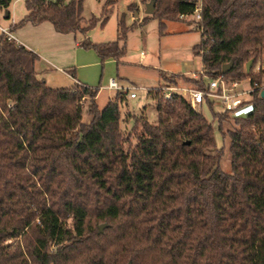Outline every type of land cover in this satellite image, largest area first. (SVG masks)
I'll return each mask as SVG.
<instances>
[{"label":"trees","instance_id":"1","mask_svg":"<svg viewBox=\"0 0 264 264\" xmlns=\"http://www.w3.org/2000/svg\"><path fill=\"white\" fill-rule=\"evenodd\" d=\"M11 1L0 0V11ZM197 1L156 0L148 17L158 19L162 33L168 20L193 14ZM116 2L106 0L102 20L92 16L83 25L84 0H25L28 13L9 29L50 21L58 32L83 34V46L102 61H119L133 25L121 22L118 38L108 42L87 36ZM201 2V39L193 51L205 74L215 76L232 61L227 79L262 83L264 69L256 66L264 56V0ZM38 57L0 34V264H264V97L258 90L246 116L217 111L206 96L218 130L233 121L227 172L212 120L187 96L157 90V120L136 119L132 145L121 129L127 92L117 91L100 108V87H51L37 76ZM185 79L207 89L203 75Z\"/></svg>","mask_w":264,"mask_h":264},{"label":"rangeland","instance_id":"2","mask_svg":"<svg viewBox=\"0 0 264 264\" xmlns=\"http://www.w3.org/2000/svg\"><path fill=\"white\" fill-rule=\"evenodd\" d=\"M105 1L84 0L82 11L83 25H86L92 16H96L102 20ZM131 1L133 0H117L103 27H101V22H97L89 31L90 39L93 42L116 39L118 35L117 8L119 9L126 2L129 3ZM14 5L22 6L24 5V0H15ZM109 7L107 6V8ZM194 16L179 20H168L162 33L159 30L158 19L150 17L144 27L132 28L127 32L125 39L126 54L121 58L120 63L101 64L100 69L103 70L104 76H102L100 83L94 85L95 87H100V92L97 96V103L100 108L105 106L109 99V94H111V89L106 86L111 78H117L120 81V85L130 88L129 91L137 92V96L134 98L127 95L126 100L121 104V129L124 136L129 138V142L132 145L137 143L136 131L133 128L135 120L139 118L147 119L151 122L157 120L156 99L153 97L157 90L161 92L162 89L160 88H163L162 91H165L168 86H195L192 82L185 79L193 76L184 73L187 70L194 71L199 69L200 66L203 68L201 57L195 55L193 51L194 44L198 43L201 39V33L197 28V20ZM76 35L78 39L83 38V34L80 32H76ZM141 51L146 52L145 58H142ZM117 64L119 65L118 70ZM161 71H163L164 77H160ZM55 72L53 73L54 80L48 85L52 87L71 85L70 80L67 79L68 77L63 72ZM180 74H182V77L178 76ZM172 76H174L173 78H175L176 83L171 80ZM38 77H42V74H39ZM204 80L208 82L206 77ZM249 84L250 79L247 78L243 81L242 86ZM262 85H264V76ZM149 90H152L151 94H149ZM113 93L116 94V90ZM243 97L245 102L236 110L231 111L232 115L246 116L251 111L252 103L249 102L250 95L246 94ZM82 102L84 107L83 120L89 122L91 116L86 111L89 99L83 98ZM202 111L208 119L212 120L215 126L217 147H225L221 159V167L224 171L229 172L231 171V160L228 149L229 135L227 130L233 126V121L225 120L223 122V129L218 130L217 120L213 118L210 108L204 105ZM138 129L141 130V124L138 125ZM126 145H128V142Z\"/></svg>","mask_w":264,"mask_h":264},{"label":"crops","instance_id":"3","mask_svg":"<svg viewBox=\"0 0 264 264\" xmlns=\"http://www.w3.org/2000/svg\"><path fill=\"white\" fill-rule=\"evenodd\" d=\"M14 1L15 0L11 1L7 9L0 11V34L4 28L9 29L28 13L25 0L24 5L22 6L14 5ZM149 1L150 0H133L129 3L126 2L121 8H117V38L119 36L121 22L125 26L133 25V28L144 27L147 24L150 17H148V13H146V4ZM103 24L101 23V27H103ZM11 32L18 42L26 45L38 54L39 57L35 62L36 73L37 76L42 74V77L38 78L44 79L47 85L54 80L53 73H56L55 71H60L70 80L71 85L69 86H73L76 82L94 86L100 83L102 76H104L103 70L100 69L101 64L105 65L112 62H121V59L118 61L114 58H108L105 61H102L95 50L84 48L82 41L85 36L78 39L76 32H58L50 21H43L39 24L28 22ZM87 36L90 37L89 33ZM102 41L108 42L112 40ZM123 43L124 41L120 40V44L122 45ZM141 56L142 58H145L146 52L141 51ZM118 67L119 65L117 64V70ZM73 71L75 72V76L72 75ZM187 71L184 73H187ZM114 90L116 89L110 90L111 94H109V99L113 98L115 95V93H113ZM206 106L209 107L208 103H206ZM214 109L217 111L221 110L218 101H214Z\"/></svg>","mask_w":264,"mask_h":264},{"label":"built area","instance_id":"4","mask_svg":"<svg viewBox=\"0 0 264 264\" xmlns=\"http://www.w3.org/2000/svg\"><path fill=\"white\" fill-rule=\"evenodd\" d=\"M201 8H202V2L201 0L197 1V7L195 9V12L191 15H185L180 14V18L185 19L189 16L195 15V19L197 20L196 23L198 24V21L201 19ZM198 26V25H197ZM3 33H5L9 38H14L12 32L8 28H4L2 30ZM15 39V38H14ZM201 57V56H200ZM203 66V64H201ZM258 69L260 66L263 67V65H257ZM188 74H191V76L198 78L200 75H203L204 78L206 77L207 82V89H201L198 87H177V86H168L165 91L162 92L164 97L171 96L174 92L181 93L188 97L192 107L196 109L197 111H202L203 106L206 105L207 100L206 96L209 97V99L213 101H218L221 110L218 111H225V110H236L238 107H240L244 102V95H250V98L252 97V92L254 90H258V94L260 95V91L262 88H264V85L262 83H259L257 81L251 82L247 86H242L243 81L245 79H235V80H229L224 76V73L221 71L219 74L215 76H208L205 74L204 66L203 68L200 66L199 69L196 70H188ZM107 87L110 89H116L117 91H124L127 92V95L134 98L137 96L136 91H129V87L120 85L119 81L116 78H111L107 84ZM163 90V88H161Z\"/></svg>","mask_w":264,"mask_h":264},{"label":"water","instance_id":"5","mask_svg":"<svg viewBox=\"0 0 264 264\" xmlns=\"http://www.w3.org/2000/svg\"><path fill=\"white\" fill-rule=\"evenodd\" d=\"M155 3H156V0H150L147 4H146V13L148 14H151L153 13L154 9H155ZM253 61L254 59L251 58L247 63H246V71L249 72L251 67H252V64H253ZM233 62L230 61L228 63H224L222 65V72L225 73L227 72L231 66H232ZM262 65L264 67V56H263V59H262ZM260 95L262 97H264V88H262V90L260 91ZM107 225V223H102L100 224V230L102 231L104 229V227ZM128 264H131L130 262Z\"/></svg>","mask_w":264,"mask_h":264}]
</instances>
